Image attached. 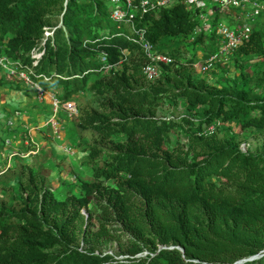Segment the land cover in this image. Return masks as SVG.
Here are the masks:
<instances>
[{"label": "trees", "instance_id": "trees-1", "mask_svg": "<svg viewBox=\"0 0 264 264\" xmlns=\"http://www.w3.org/2000/svg\"><path fill=\"white\" fill-rule=\"evenodd\" d=\"M108 3L0 0V57L61 104L82 93L97 99L80 102L73 118L92 137L83 147L90 182L59 198L32 165L10 174L15 190L1 179L0 264H264V154L216 132L231 121L264 132V95L254 99L250 85L264 94V76L220 88L198 78L196 53L214 43L220 13L210 33L193 35L198 12L174 4L133 20L171 60L150 84L141 49ZM231 56H264V30ZM166 102L195 108L197 119L156 118ZM175 129L181 138L168 145ZM109 243L113 255L101 250Z\"/></svg>", "mask_w": 264, "mask_h": 264}, {"label": "rangeland", "instance_id": "rangeland-1", "mask_svg": "<svg viewBox=\"0 0 264 264\" xmlns=\"http://www.w3.org/2000/svg\"><path fill=\"white\" fill-rule=\"evenodd\" d=\"M120 4L123 6L122 0ZM111 7L112 5L108 3V8ZM207 7L213 8L211 5ZM219 13L218 22L215 23L214 28H217L220 23L228 25L232 18L230 11H217L209 17V20L214 22ZM196 58L202 61L204 54L197 51ZM126 60L142 64L137 55H127ZM13 66L12 63H8L5 67L0 66V82L3 83L0 86V181L4 180L6 187H12L15 190L16 178L10 174L13 172L15 176L16 170L20 167L32 165L40 170L42 175L48 177L57 197L64 198L69 191L76 193L80 181L92 180V172L87 165V154L83 149L91 142L92 137L86 132L79 131L73 123V118L80 102L94 106L97 99L92 98L88 93H82L78 98L70 100L73 105L72 110L65 111L60 107L56 114L58 129L55 133L49 124L52 113L48 98L46 97L42 102L37 101L34 91L22 80V74L28 75L23 71L15 70ZM243 75H247L250 79L263 77L264 56L236 59L229 55L215 63L205 73L196 71L198 78L218 88L227 85L233 79L240 81ZM250 85L253 90L252 97L262 98L264 95L262 89L253 82ZM184 116L196 120V109L181 102L177 105L166 102L159 106L155 113V117L160 119H176ZM218 126V130L215 131L219 138L233 137L243 152L264 154L263 131L255 129L241 131L236 121L226 124L218 123ZM180 138L179 129L173 130L169 135L168 145L174 144ZM3 139H9L10 144L5 145ZM36 144L40 147L38 152L27 155L29 148ZM2 197L3 191L0 186V201ZM101 250L113 255L117 252V247L109 243L101 246Z\"/></svg>", "mask_w": 264, "mask_h": 264}, {"label": "built area", "instance_id": "built-area-1", "mask_svg": "<svg viewBox=\"0 0 264 264\" xmlns=\"http://www.w3.org/2000/svg\"><path fill=\"white\" fill-rule=\"evenodd\" d=\"M108 0L112 5L110 8V18L117 23V28L122 26L127 28L128 33L123 34L125 39L137 45L145 58V64L142 67V74L146 81L152 82L159 75V65L168 64L170 58L164 54L157 53L151 43L145 37V31L142 28H136L133 20L138 14L148 11L158 12L162 8L171 7L174 4H182L188 10L198 12L197 18L199 24L193 31V35L201 33L208 34L213 30L209 17L215 12L230 11L232 18L228 25L219 24L215 28L214 43H205L206 53L202 61L196 60L193 64L195 71L205 73L209 71L215 63L223 58H227L231 53L249 39L253 30H264V0ZM213 8H208L207 6ZM214 12V13H213ZM38 54L32 55L38 58ZM101 62H105V55L101 54ZM8 63H12L9 59L0 58V66L5 67ZM15 70H18V63H12ZM27 74V73H26ZM31 74V72H30ZM28 75V74H27ZM32 75V74H31ZM22 80L32 89L36 95V99L42 102L46 97L50 103L52 116L49 124L55 133L58 129L56 114L61 107L65 111L72 110L71 102L61 104L55 93L47 92L40 84L34 82L28 75L22 74ZM47 80L45 77H42ZM210 131L212 128L209 129ZM4 144L9 145L10 140L4 139ZM33 154L28 152L27 155Z\"/></svg>", "mask_w": 264, "mask_h": 264}, {"label": "crops", "instance_id": "crops-1", "mask_svg": "<svg viewBox=\"0 0 264 264\" xmlns=\"http://www.w3.org/2000/svg\"><path fill=\"white\" fill-rule=\"evenodd\" d=\"M40 147H38V145L36 144L35 146L32 145L30 148H29V151L28 152H32L33 154H36L38 152Z\"/></svg>", "mask_w": 264, "mask_h": 264}]
</instances>
